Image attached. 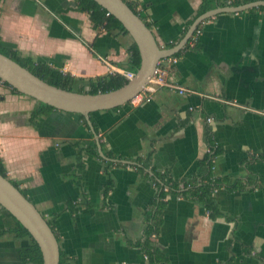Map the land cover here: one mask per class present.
<instances>
[{
	"label": "crops",
	"instance_id": "1",
	"mask_svg": "<svg viewBox=\"0 0 264 264\" xmlns=\"http://www.w3.org/2000/svg\"><path fill=\"white\" fill-rule=\"evenodd\" d=\"M125 1L167 50L182 41L205 0ZM202 24L197 45L184 48L169 71L185 94L162 88L149 103L91 115L106 159L79 115L55 111L32 121L38 102L0 83V157L53 228L61 264H145L140 244L157 195L150 177L200 179L208 134L219 150L213 176L244 189L215 191V213L170 196L159 251L167 264H264V10L221 13ZM133 45L119 31L94 30L74 0H0V47L70 74L77 93L89 89V79L132 72ZM138 161L145 173L133 168ZM14 228L0 208V264H34L24 258L31 239Z\"/></svg>",
	"mask_w": 264,
	"mask_h": 264
},
{
	"label": "water",
	"instance_id": "2",
	"mask_svg": "<svg viewBox=\"0 0 264 264\" xmlns=\"http://www.w3.org/2000/svg\"><path fill=\"white\" fill-rule=\"evenodd\" d=\"M93 1L122 24L139 49L141 65L135 77L127 85L118 90L97 95L63 90L37 78L2 53H0V77L11 88L37 102L49 105L57 111L84 116L97 139L98 152L102 159H106V157L90 120L93 113L113 110L130 103L147 86L149 79L155 73L158 62L180 53L187 46L198 27L206 20L221 13H240L264 7V1H257L239 7L217 8L209 11L196 19L177 46L161 50L151 29L140 16L130 9L124 0ZM126 164L134 165V163ZM0 207L11 214L31 235L41 251L43 264H60L59 243L53 229L20 189L1 174Z\"/></svg>",
	"mask_w": 264,
	"mask_h": 264
},
{
	"label": "trees",
	"instance_id": "3",
	"mask_svg": "<svg viewBox=\"0 0 264 264\" xmlns=\"http://www.w3.org/2000/svg\"><path fill=\"white\" fill-rule=\"evenodd\" d=\"M74 1L77 7L79 8V10L82 13L89 16L92 27L97 32H101L102 30H105L106 32L119 31L123 34L129 35L128 32L125 30V28L122 26V24L112 15L108 16L107 15L108 12L105 9H103L100 5H98L95 1L93 0H74ZM257 1H264V0H234L232 7H239ZM124 2L130 7V9L136 15L140 16L139 11L137 10V7L134 4L125 0ZM220 7H225V5L218 0H205L202 4L199 16ZM260 10H264V7L260 8ZM146 24L148 25V23ZM202 27L203 24H201L198 27V30H202ZM190 42L191 40L189 41V43L187 44L184 50H188L191 47ZM0 53L7 56L8 58H11L12 60L17 62L23 68L30 71L33 75H35L37 78L41 79L42 81L47 82L48 84L54 87L75 92L74 89L77 80L74 77H72L70 74H66L62 70L55 69L48 64L36 63L30 58L22 57L17 51L5 50L0 47ZM128 54H129L128 67L133 73H137L141 65V57H140L139 49L136 46V44H134L128 50ZM179 55L180 53H178L173 57H177ZM88 82L90 85L89 89L87 91L81 89L79 93L91 94V95H97L99 93H108L122 88L123 86L127 85L129 81L125 77L119 74H114V75L111 74L107 76L98 77L95 79H89ZM4 85L10 87L7 83H4ZM11 89L13 90V92L20 94L15 89L13 88ZM55 111H57L55 108L38 102V106L34 109L32 113V121H35L36 119L44 116H49ZM79 116L84 126L87 129H90L85 117L82 115ZM207 140H208L210 152L208 153V155L204 160V166H206V173L202 175V177L197 181H192V182L184 181L182 183L175 182L171 178V176L167 173H162V174L155 173L154 177H150L151 181L154 183V185L157 188V195L151 203L150 212L147 217L148 227L145 233L144 241L140 244V248L143 252L144 257H147L145 264H167V260L165 259L163 254L159 251L157 238L159 237L160 234V228L163 220V210L170 196L185 198L189 200H197L201 204H203L208 211L215 213V206L211 200V196L215 191L224 187H230V189L234 191H242L244 189V187L239 188L238 184L240 183H236L235 185L229 186L225 183V181H221L213 176L212 173L213 159L217 154H219V150L215 148V146L212 144L211 137L209 134L207 135ZM91 153L95 157L99 158L96 148L92 149ZM108 157L112 160L117 159L115 156L112 155H108ZM258 160L264 162V157L260 156ZM106 165L108 169H110V167L114 165L121 166L120 164H114L113 162H106ZM146 165L147 164H144V166ZM142 166L143 163L138 161L136 167L133 168L139 170L142 173H145L144 172L145 168L144 166L143 167ZM0 174L4 178L10 180L5 168L4 161L1 157H0ZM106 174H108L109 176V172H106ZM145 176H147V174H145ZM13 184L18 188V186L15 183ZM258 184L261 185L260 181L258 182L253 179L249 180L250 186H257ZM111 189H112L111 179L109 178L108 186L104 192V199L108 197V194L110 193ZM1 210L5 211L3 208H1ZM7 214L15 223V228L9 232H12L18 236L25 235L31 239V245L25 249L24 258L34 264H43V257L41 251L38 245L36 244V242L31 237V235L11 214L9 213ZM153 236H155L156 238H153Z\"/></svg>",
	"mask_w": 264,
	"mask_h": 264
},
{
	"label": "built area",
	"instance_id": "4",
	"mask_svg": "<svg viewBox=\"0 0 264 264\" xmlns=\"http://www.w3.org/2000/svg\"><path fill=\"white\" fill-rule=\"evenodd\" d=\"M221 3H223L226 7H232V4L234 0H218ZM108 16L110 15L109 13L107 14ZM195 37L190 39L191 40V46L195 47L198 43L199 37L202 34V30H196L194 33ZM103 61V60H102ZM178 63V59L176 57H171V58H164L160 60L157 64V68L155 70L154 75L149 79V82L147 86L143 89V91L137 95L135 98H133L130 103L133 106H138L143 103H149L153 99V95L162 88H166L169 90H178L180 95H183L186 93L185 89L178 87L171 83L168 79L169 77V71L172 68V66L176 65ZM121 76L125 77L128 81L132 80L135 77V74L132 72H121ZM0 83H4L3 80L0 77ZM212 119H208V123H212ZM131 168V167H128ZM167 191V190H166ZM153 238H156L153 236ZM147 260V257H145V261Z\"/></svg>",
	"mask_w": 264,
	"mask_h": 264
}]
</instances>
